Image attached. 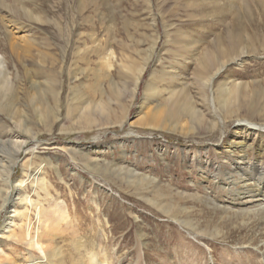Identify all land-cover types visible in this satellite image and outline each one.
Instances as JSON below:
<instances>
[{"label":"rangeland","instance_id":"obj_1","mask_svg":"<svg viewBox=\"0 0 264 264\" xmlns=\"http://www.w3.org/2000/svg\"><path fill=\"white\" fill-rule=\"evenodd\" d=\"M9 1L20 9L0 15V141H31L11 174L12 188L24 180L16 213H0V264H49L34 240L48 222L59 264H264V184L229 180L238 122L264 121V0ZM11 29L29 42L22 57ZM218 61L204 92L203 66ZM181 96L199 120L169 121ZM215 120L225 128L209 132ZM257 142L246 151L260 167Z\"/></svg>","mask_w":264,"mask_h":264},{"label":"bare ground","instance_id":"obj_2","mask_svg":"<svg viewBox=\"0 0 264 264\" xmlns=\"http://www.w3.org/2000/svg\"><path fill=\"white\" fill-rule=\"evenodd\" d=\"M16 1V0H15ZM23 1V0H22ZM17 2V1H16ZM20 3V2H18ZM23 5V4H22ZM18 7V6H17ZM16 5L14 4V1L11 2L9 0H0V15L1 14H4V15H11V13L13 14H17L18 15V10L20 8H17ZM6 17V16H5ZM12 17V15H11ZM14 17V16H13ZM16 17V16H15ZM19 17V16H18ZM24 17V16H23ZM4 18V16H3ZM20 18V17H19ZM16 19V18H15ZM14 19V20H15ZM3 20V19H2ZM16 23V22H15ZM18 26V25H17ZM19 28V27H18ZM23 28V27H22ZM8 29V28H7ZM16 29V28H14ZM13 29V31H14ZM17 30V29H16ZM15 30V31H16ZM6 31V29H5ZM6 33H9V39H8V48L11 50V52L13 54H19V50L21 48H25L24 49V52L26 51L27 49V45L29 44V42L25 39H23V37H21L19 40H22V41H19L18 39L16 40L15 37H13V32H12V29L10 32H6ZM17 33V31L15 32ZM15 35V34H14ZM17 35V34H16ZM19 36V35H18ZM27 44V45H25ZM6 45V44H5ZM28 54V53H27ZM20 57H22L21 54H19ZM244 57V56H243ZM241 61V59L237 58V60H231L229 62H239ZM6 63H5V60H2L0 59V77L2 76V78L4 80H8V72L6 70ZM203 69L204 71L202 72L201 76H200V82H201V88L202 90L205 92V89L208 88V86L210 84L213 83V80L214 78L220 74V72L224 69V64H220V61L216 62V63H213V64H205L203 66ZM138 83H139V79L137 80V83H136V86H135V90L137 89L138 87ZM34 86H37L36 84H34ZM53 90H52V96L55 98V100L57 98H59V91L57 90V88H54V87H51ZM135 92V91H134ZM189 99H187L186 96H181L177 101L176 103H173L170 104V113H169V121H174L176 123H181V121H183V119H185L186 117H193L197 120H199V114L200 112L196 110V107H195V104L192 103L190 104L188 102ZM91 104H88L84 109H81L80 112L83 114V112H92L93 111V107L90 106ZM166 107H169L168 104H164ZM199 106V105H198ZM38 107H41L40 109H37L38 113L39 112H42L44 114H48V115H51V113H54V118H56V113H55V109H51L49 106H46V105H43L41 103H39ZM36 108V107H35ZM159 116H162L161 114ZM214 119H216L217 117L216 116H213ZM231 118V117H230ZM20 124V122H18ZM221 123V124H220ZM217 122V120H215V122H212V124H208L206 127L207 129L209 130V132H213L216 127L219 125V126H222L223 125V128H225V123L224 121L221 122L220 121ZM240 128L238 130L240 131H236V136H240L238 142H236L237 145H240V146H243L244 149L241 150V152L243 153L244 152V155L241 156L239 158V162H236V164H234L235 166V169H234V174L237 175L238 177L236 179H234L235 177L232 175V177L229 178V180H231V186L232 187H235V186H238L240 184H243L244 186H247V183L248 181H254L255 182V187H253L252 189H257L259 186L261 188V186L264 184V166H260V167H257L255 165V163L257 162H253V158H250L249 155H247V151H246V148L247 150L248 149H251V146L248 145V141L251 139V137H254V142H256L258 140V148L260 150H262V152L264 151V148L263 146L264 145H261V140L262 138H264V121H261L260 123L258 122H255V121H252V120H248V121H245V122H238ZM22 125V124H21ZM19 127V126H18ZM12 133L9 134L10 137L8 138H12ZM34 135V134H33ZM35 138V137H34ZM16 139V138H15ZM11 140L12 142H4L2 143V141H0V177H2L0 179V182L2 183V189H0V213L3 209H5L6 207H8L10 210L14 211L13 213H16V210H17V203L14 202L13 200H11V196L13 194H17V196H21L22 194V189H21V186L22 184L24 183L22 180L20 182V184L16 187V188H12L10 186V180L12 179V172H13V167L14 165L17 163V160L19 159L18 156H20L22 154V152L25 151V149L28 147V144L29 142L31 141V139L29 141H16V140ZM253 141V140H252ZM33 142V141H32ZM253 143V142H252ZM255 144V143H254ZM250 147V148H248ZM10 150V151H7ZM222 149V148H221ZM231 149V148H230ZM12 150V151H11ZM6 151L9 152V157H11V161L9 164L4 165V161L7 162L3 155L6 154ZM253 151V150H252ZM13 152V154H12ZM252 154V153H251ZM232 156V155H231ZM234 157V156H233ZM232 158V157H231ZM229 158V160L231 159ZM237 160V159H236ZM208 161V160H207ZM231 161V160H230ZM217 164V163H216ZM256 167V168H255ZM232 171V170H231ZM230 171V172H231ZM219 176V175H218ZM229 177V176H228ZM218 178V177H217ZM144 181H150L149 179H144ZM151 183H153L151 181ZM39 184H43L42 183H39ZM249 184V183H248ZM253 184V182H252ZM157 186V184L155 185ZM231 187V188H232ZM230 186L228 187V189H230ZM241 188V187H240ZM246 188V187H245ZM261 190V189H260ZM244 191V190H243ZM242 191V193H244ZM245 191H248L249 192V188L247 187L245 189ZM253 191V190H252ZM246 192V193H248ZM258 192V191H257ZM246 194H243L241 197L238 196L237 200H238V203L239 204H250V200L248 199V197H245ZM250 196V195H249ZM256 196V195H255ZM19 197L16 199L18 200ZM251 197V196H250ZM235 198V199H236ZM252 199V198H251ZM263 199H264V192H263ZM252 204V203H251ZM10 206V207H9ZM264 207V206H263ZM264 209V208H263ZM170 210V209H169ZM11 211V213H12ZM58 214V213H57ZM166 214H170L169 212H167ZM59 215V214H58ZM57 215V216H58ZM172 214H170L171 216ZM173 215H174V212H173ZM56 216V215H55ZM264 216V215H263ZM63 219V217H62ZM12 220H13V217L10 216V218L7 219V223L6 225H12L10 223H12ZM58 220L60 219H57V222ZM60 222V221H59ZM62 222V221H61ZM60 224V223H59ZM56 225V223H55ZM56 227V226H55ZM52 228V225L50 224V222H48V225H46V229L45 230H48L47 232L44 231L41 233V235H37L34 237V240L38 242L39 245H42V257H44V259L47 260V262L50 264V263H53V260H57L58 259V264H59V259H61L63 257L62 255V251L60 249H57L56 247L53 246H49L48 245V242H55V240L58 238V234H57V228ZM59 229V228H58ZM24 235V234H23ZM27 237H30V234L27 235ZM27 237H24L25 240H27L28 238ZM63 237V236H62ZM76 237V236H75ZM64 238V237H63ZM73 238V237H72ZM71 240V239H70ZM81 242L82 241H79V240H73L72 241V244L74 246L72 247H76L80 249V246H81ZM55 244V243H54ZM67 244V243H66ZM71 244V243H70ZM83 244V243H82ZM84 248H82L83 250ZM75 250V249H74ZM76 251V250H75ZM84 251H86L84 249ZM81 252V251H80ZM89 252V251H88ZM78 254V253H77ZM93 254V253H92ZM66 255V254H65ZM64 255V257H65ZM84 255V254H83ZM93 256V255H92ZM81 257V255H80ZM83 257V256H82ZM86 257V256H85ZM84 257V258H85ZM89 257V256H88ZM95 257V256H94ZM92 257L91 259H89L88 262H90L91 264H105V262L103 260H100L99 258L95 257ZM71 258H72V255H71ZM76 258H79L76 257ZM87 258V257H86ZM85 258V259H86ZM73 259V258H72ZM71 259V260H72ZM80 259V258H79ZM263 259H264V255H263ZM14 260V259H12ZM38 260V259H37ZM63 260V259H61ZM75 260V259H74ZM78 260V259H77ZM81 260V259H80ZM83 260V259H82ZM79 261V260H78ZM77 261V262H78ZM84 261V260H83ZM82 261V263H83ZM87 262V260H85ZM84 261V262H85ZM32 264H35L36 260H32L31 261ZM64 262V260H63ZM74 262V261H73ZM80 262V261H79ZM56 263V261H55ZM76 263V262H75ZM7 264H18L17 261H9ZM61 264V262H60ZM64 264V263H63ZM85 264V263H84Z\"/></svg>","mask_w":264,"mask_h":264}]
</instances>
